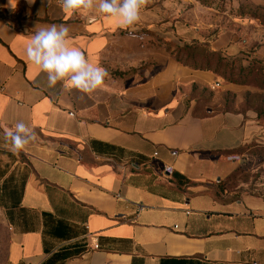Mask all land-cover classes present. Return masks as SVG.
<instances>
[{
    "label": "crops",
    "instance_id": "0c3cea01",
    "mask_svg": "<svg viewBox=\"0 0 264 264\" xmlns=\"http://www.w3.org/2000/svg\"><path fill=\"white\" fill-rule=\"evenodd\" d=\"M193 3L149 0L140 22L122 28L98 12L66 14L55 0H17L15 8L0 0L5 264H264V203L234 206L264 198L233 201L223 191L245 158L230 152L263 144L264 129L250 111L221 109L219 94L234 84L217 91L219 76L183 66L164 48L199 41L236 56L245 40L198 18ZM187 4L193 12L184 24ZM37 24L69 26L70 46L108 72L104 85L91 94L63 81L49 88L26 54ZM21 121L37 140L13 152L4 132ZM213 189L225 225L191 209L189 194Z\"/></svg>",
    "mask_w": 264,
    "mask_h": 264
},
{
    "label": "rangeland",
    "instance_id": "374dc122",
    "mask_svg": "<svg viewBox=\"0 0 264 264\" xmlns=\"http://www.w3.org/2000/svg\"><path fill=\"white\" fill-rule=\"evenodd\" d=\"M193 4L202 8L200 10L195 8L197 13L194 14L198 18L204 19L206 22H222V25L235 30L240 44L245 40V52L241 53L242 59H245L243 64L248 66L253 60V66L256 69L255 74L244 86L235 85L231 90L219 94L221 109L250 111L255 114L257 122L264 129V88L261 86L264 83V0H194ZM191 5H185L181 9L183 14H179L184 24L186 20L192 18L193 7ZM162 44L159 45L162 47ZM171 44L178 46L174 43ZM164 48L167 49L165 44ZM219 78L220 87L217 91L221 90V87L229 85L221 77ZM198 92L207 95V92L202 89H199ZM210 92L213 93L211 90ZM261 146H264V143L262 145L252 143L245 147L242 167L228 184L229 196L238 193L239 196L252 195L264 198V149H261ZM213 190L211 193L199 196L189 194L188 199H194L191 209L194 214L200 215L203 222L207 224L225 225V221H227L225 204L214 198L220 190ZM240 202V204L235 203L234 206L243 210L245 203L257 207L263 204L264 200L246 196ZM239 222L228 221L227 223L235 226ZM7 241L8 231L0 217V264L6 263Z\"/></svg>",
    "mask_w": 264,
    "mask_h": 264
},
{
    "label": "clouds",
    "instance_id": "9594fccd",
    "mask_svg": "<svg viewBox=\"0 0 264 264\" xmlns=\"http://www.w3.org/2000/svg\"><path fill=\"white\" fill-rule=\"evenodd\" d=\"M16 2L11 0L13 8ZM28 2L34 4L35 0ZM47 3L50 5L51 0ZM148 3L149 0H61L60 6L66 14L80 10L105 14L115 18L120 27L129 28L140 22L141 11ZM88 19L95 20V16L90 14ZM33 30L26 46L27 58L47 74L49 88L63 81L65 87L91 94L104 85L108 72L93 65L81 50L70 46L69 26L37 24ZM4 138L10 142L13 152H19L35 142L37 135L31 126L21 121L15 124L14 131L5 129Z\"/></svg>",
    "mask_w": 264,
    "mask_h": 264
},
{
    "label": "trees",
    "instance_id": "16d2710c",
    "mask_svg": "<svg viewBox=\"0 0 264 264\" xmlns=\"http://www.w3.org/2000/svg\"><path fill=\"white\" fill-rule=\"evenodd\" d=\"M166 47L171 56L183 66L195 70L212 72L221 77L227 82V84L244 86L249 78L255 74L254 71H256L253 66V60L248 66H245V64H243L245 59H242V54L227 56L212 50L208 44L203 42L192 41L190 43H185L182 46H175L169 43ZM261 86L264 88V83ZM245 147L239 148L230 153H245ZM261 149H264V146H261ZM239 171L240 168L231 174L223 185V191L226 192L227 196H229L228 184L239 173ZM229 198L234 201L239 199L240 196L238 193H234L229 196ZM224 201H227V199H224Z\"/></svg>",
    "mask_w": 264,
    "mask_h": 264
},
{
    "label": "built area",
    "instance_id": "2783aa9c",
    "mask_svg": "<svg viewBox=\"0 0 264 264\" xmlns=\"http://www.w3.org/2000/svg\"><path fill=\"white\" fill-rule=\"evenodd\" d=\"M58 4H60L61 5V0H55ZM217 87H219V84L217 83L215 86H213L212 87V90H215ZM176 154V152H174V155ZM230 159H233V158H230ZM166 172L167 173H169V174H171L172 173V170L170 169V168H167L166 169ZM89 240H91V239H89ZM99 245L96 243V244H94V246H91V248L92 249H94V250H97V249H99Z\"/></svg>",
    "mask_w": 264,
    "mask_h": 264
}]
</instances>
